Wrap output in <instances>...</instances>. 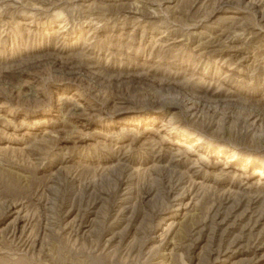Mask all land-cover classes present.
Here are the masks:
<instances>
[{"label": "rangeland", "instance_id": "rangeland-1", "mask_svg": "<svg viewBox=\"0 0 264 264\" xmlns=\"http://www.w3.org/2000/svg\"><path fill=\"white\" fill-rule=\"evenodd\" d=\"M0 264H264V0H0Z\"/></svg>", "mask_w": 264, "mask_h": 264}]
</instances>
